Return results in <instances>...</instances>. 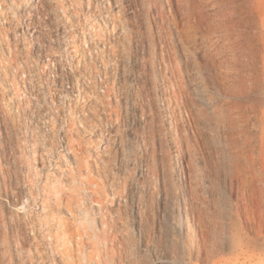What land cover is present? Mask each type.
<instances>
[{
	"label": "rangeland",
	"instance_id": "374dc122",
	"mask_svg": "<svg viewBox=\"0 0 264 264\" xmlns=\"http://www.w3.org/2000/svg\"><path fill=\"white\" fill-rule=\"evenodd\" d=\"M234 1L264 0H0V264H264V77L235 83Z\"/></svg>",
	"mask_w": 264,
	"mask_h": 264
},
{
	"label": "bare ground",
	"instance_id": "6f19581e",
	"mask_svg": "<svg viewBox=\"0 0 264 264\" xmlns=\"http://www.w3.org/2000/svg\"><path fill=\"white\" fill-rule=\"evenodd\" d=\"M261 7H263L264 9V1L233 2V10L237 14V17H233V22H239L245 28L244 32H238V39L236 41L237 45H235L234 54L232 55L231 59V62L233 63V73L236 77L235 83L237 85L239 83L242 84V86L240 87L241 89L245 87V84L248 80L253 79L261 81L260 79L264 77V43L262 45L259 41L264 39V12H260L259 10H257ZM257 11H259L260 13H258ZM238 46L240 48L236 49ZM251 64L258 65L259 67L257 66L255 71L251 72L249 70ZM214 112L215 114L219 115L217 110H215ZM227 123L228 122L225 119V125L223 126L221 131L215 130V133H211V135L212 137L216 138L215 142H217L216 145L218 146V148L216 147V149H218V153L221 154V161L224 172L229 181L233 182L237 178V176L242 174L244 171L242 161L246 157L248 150L244 147L241 148L236 143L237 139L241 138L242 136L238 126L234 124L227 126ZM260 127L261 134L259 138L264 142V112L263 118L260 120ZM245 141L249 146L253 144V138L251 136L246 137ZM209 152L211 151L209 150ZM180 168L181 170L183 169L182 179L186 180L185 182L187 185H192L195 181H197L199 170L197 166L194 165L193 157L190 154L187 160L184 159L182 161V163L180 164ZM186 172L188 174L187 178L184 176V173ZM184 214V220L187 229L192 234V237L196 236L197 229L192 217H189L186 209Z\"/></svg>",
	"mask_w": 264,
	"mask_h": 264
}]
</instances>
